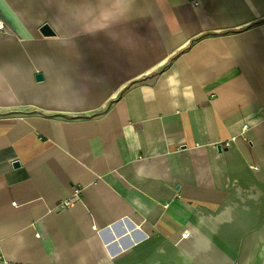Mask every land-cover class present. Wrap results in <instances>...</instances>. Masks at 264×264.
Returning <instances> with one entry per match:
<instances>
[{"label":"crops","instance_id":"obj_1","mask_svg":"<svg viewBox=\"0 0 264 264\" xmlns=\"http://www.w3.org/2000/svg\"><path fill=\"white\" fill-rule=\"evenodd\" d=\"M0 23V264H264V0Z\"/></svg>","mask_w":264,"mask_h":264},{"label":"built area","instance_id":"obj_2","mask_svg":"<svg viewBox=\"0 0 264 264\" xmlns=\"http://www.w3.org/2000/svg\"><path fill=\"white\" fill-rule=\"evenodd\" d=\"M0 27H4V24L3 23H0ZM80 192H81V189L80 188H77L76 190H75V192H74V197H72V198H68V199H66V200H64L63 202H61L60 204H59V208H64V207H68V206H70V205H72L73 204V202L75 201V199L77 198V197H79V194H80ZM0 257H1V255H0Z\"/></svg>","mask_w":264,"mask_h":264},{"label":"water","instance_id":"obj_3","mask_svg":"<svg viewBox=\"0 0 264 264\" xmlns=\"http://www.w3.org/2000/svg\"><path fill=\"white\" fill-rule=\"evenodd\" d=\"M42 31L46 34V35H52L54 34V30L52 29V27L49 24H46L43 28ZM43 75L41 73L38 74V78H42Z\"/></svg>","mask_w":264,"mask_h":264}]
</instances>
